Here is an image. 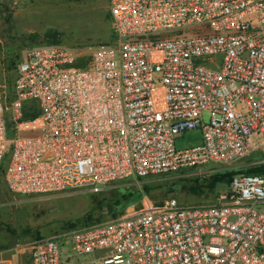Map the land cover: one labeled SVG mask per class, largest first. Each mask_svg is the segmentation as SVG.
Returning a JSON list of instances; mask_svg holds the SVG:
<instances>
[{"label": "built area", "instance_id": "obj_1", "mask_svg": "<svg viewBox=\"0 0 264 264\" xmlns=\"http://www.w3.org/2000/svg\"><path fill=\"white\" fill-rule=\"evenodd\" d=\"M108 6L114 45L84 65L65 46L28 48L14 98L0 90V175L11 192H100L263 147L264 0ZM29 101L33 118L24 117ZM194 129L202 142L177 147ZM30 253L32 264H264V173L234 176L213 203L146 201L35 240Z\"/></svg>", "mask_w": 264, "mask_h": 264}, {"label": "rangeland", "instance_id": "obj_2", "mask_svg": "<svg viewBox=\"0 0 264 264\" xmlns=\"http://www.w3.org/2000/svg\"><path fill=\"white\" fill-rule=\"evenodd\" d=\"M116 40L108 0H0V90L6 91L8 101L14 98L17 67L28 48L65 46L77 55L78 64L84 65L97 47L114 45ZM204 117L209 120L208 113ZM201 142V129L189 130L177 140V147ZM262 142V148L231 164H213L198 172L183 169L179 175L133 181L142 196L139 201L131 198L117 217L141 208L146 201L176 199L182 205L215 202L216 194L226 186L219 185L215 192L211 191L205 185L206 178L216 172L241 171L262 164ZM103 196V192L89 190L53 195L15 194L0 175V264H32L33 241L73 230L67 228L68 224L85 215L91 214L102 222L117 218L107 207L100 208ZM66 251H70L69 242Z\"/></svg>", "mask_w": 264, "mask_h": 264}, {"label": "trees", "instance_id": "obj_3", "mask_svg": "<svg viewBox=\"0 0 264 264\" xmlns=\"http://www.w3.org/2000/svg\"><path fill=\"white\" fill-rule=\"evenodd\" d=\"M39 113V109L35 102L32 105H29L28 102L25 103L24 106V117L25 118H33L37 116ZM12 127V124H10ZM3 171V170H2ZM241 173H249V174H257V173H264V164H260L258 166L249 167L247 169L241 171H221L216 172L210 177L206 178L207 187L211 191H216L219 185H225L226 187L230 185L234 176L241 174ZM144 180V179H140ZM147 190V185H145ZM148 191V190H147ZM196 191V190H195ZM104 193V201L100 203V208L107 207L111 212L113 218L117 217L120 213H122L125 207L130 204V199L133 198L135 201H139L142 193L140 190L132 183V182H125L119 183L111 188H107L105 190L100 191L99 193ZM218 193L216 194L215 198L217 197ZM97 221V222H96ZM102 220H95L93 215H85L83 218L78 219L76 222H71L68 224L67 228L75 229L81 228L85 226H90L96 223H100Z\"/></svg>", "mask_w": 264, "mask_h": 264}]
</instances>
